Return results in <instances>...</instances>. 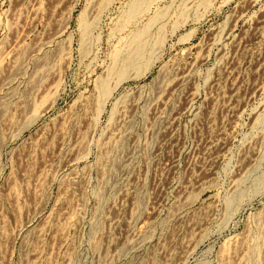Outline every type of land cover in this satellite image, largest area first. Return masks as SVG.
Instances as JSON below:
<instances>
[{"label": "rangeland", "instance_id": "374dc122", "mask_svg": "<svg viewBox=\"0 0 264 264\" xmlns=\"http://www.w3.org/2000/svg\"><path fill=\"white\" fill-rule=\"evenodd\" d=\"M132 2L0 0V264H264V0Z\"/></svg>", "mask_w": 264, "mask_h": 264}, {"label": "bare ground", "instance_id": "6f19581e", "mask_svg": "<svg viewBox=\"0 0 264 264\" xmlns=\"http://www.w3.org/2000/svg\"><path fill=\"white\" fill-rule=\"evenodd\" d=\"M151 2L152 0H133V2L130 4L129 14L134 16L137 13L146 11L148 8H150ZM142 52L143 47L140 46L136 49L133 56L128 57V59L125 61V66L119 69L117 72L119 80H122L128 76L129 69L135 65V63L138 61V58L141 57ZM103 89L105 93H108L109 85L104 84Z\"/></svg>", "mask_w": 264, "mask_h": 264}]
</instances>
